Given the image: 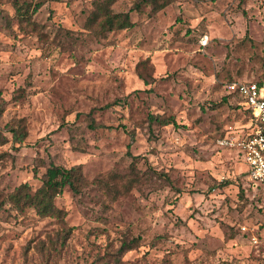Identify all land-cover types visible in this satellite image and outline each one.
I'll list each match as a JSON object with an SVG mask.
<instances>
[{
	"label": "rangeland",
	"instance_id": "obj_1",
	"mask_svg": "<svg viewBox=\"0 0 264 264\" xmlns=\"http://www.w3.org/2000/svg\"><path fill=\"white\" fill-rule=\"evenodd\" d=\"M163 1L102 32L95 0H0V264H264V186L220 142L255 125L228 83L264 85V0ZM53 163L86 178L64 217L8 199Z\"/></svg>",
	"mask_w": 264,
	"mask_h": 264
},
{
	"label": "trees",
	"instance_id": "obj_2",
	"mask_svg": "<svg viewBox=\"0 0 264 264\" xmlns=\"http://www.w3.org/2000/svg\"><path fill=\"white\" fill-rule=\"evenodd\" d=\"M114 1L115 0H95L96 6L89 18L91 26L96 25L102 32H106L114 28L128 27L133 24L128 13H116L111 10V4ZM167 2L168 0H164L159 3L158 8L164 6ZM39 6L40 3H37L34 10H37ZM139 6L140 5H138V7ZM19 10L21 9L19 8ZM25 12H27V10ZM23 14L25 15L26 13ZM142 77L146 83L149 82L148 78L143 75ZM258 83L263 85L261 82ZM19 94L22 95L23 93ZM3 107V104L0 103V114L3 112ZM246 108L251 114L252 121L255 123V128L258 124V120L253 116L251 110L248 107ZM151 118L162 124H180L174 115L170 117H161L158 114L152 115ZM8 124V131L12 133L14 141L19 142L27 136L28 130L24 118H20ZM8 140V135L0 129V143H5ZM129 145L131 146V143ZM85 182L86 178L80 164L67 167L65 165L53 163L47 168L43 183L39 187L33 190L29 183L24 182L9 193L8 199L18 208L34 207L40 215L64 217L66 213L65 209L57 204L56 198L58 194L63 192L67 185L71 186L75 192H80Z\"/></svg>",
	"mask_w": 264,
	"mask_h": 264
},
{
	"label": "built area",
	"instance_id": "obj_3",
	"mask_svg": "<svg viewBox=\"0 0 264 264\" xmlns=\"http://www.w3.org/2000/svg\"><path fill=\"white\" fill-rule=\"evenodd\" d=\"M228 87L243 97L245 106L251 110L258 124L244 136H226L220 142L237 145L248 165L249 178L255 184L264 186V85L255 80H233Z\"/></svg>",
	"mask_w": 264,
	"mask_h": 264
}]
</instances>
